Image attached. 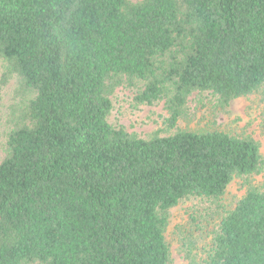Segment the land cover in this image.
<instances>
[{"label":"trees","instance_id":"obj_1","mask_svg":"<svg viewBox=\"0 0 264 264\" xmlns=\"http://www.w3.org/2000/svg\"><path fill=\"white\" fill-rule=\"evenodd\" d=\"M2 84L23 101L0 163V264H171L169 212L220 201L264 170L253 138L179 131L142 139L108 118L123 86L220 107L264 87V0H0ZM199 264H264V191L228 211Z\"/></svg>","mask_w":264,"mask_h":264},{"label":"rangeland","instance_id":"obj_2","mask_svg":"<svg viewBox=\"0 0 264 264\" xmlns=\"http://www.w3.org/2000/svg\"><path fill=\"white\" fill-rule=\"evenodd\" d=\"M131 1L137 3L139 0ZM4 70L0 64V163L6 155L7 136L18 122V109L23 101L18 95L17 76L7 85L2 84ZM143 87L140 83L134 88L123 86L115 91L108 118L113 127L123 128L146 140L154 136H171L179 131H219L241 138L250 137L259 143L264 158V87L233 101L229 107H220L210 94L196 92L189 99L185 115L172 130L165 124L168 112L164 102L155 106L136 102L135 97ZM250 189L264 191V170L247 178L234 179L218 202L192 197L170 210L166 239L171 248V264H199L205 259L221 219Z\"/></svg>","mask_w":264,"mask_h":264}]
</instances>
